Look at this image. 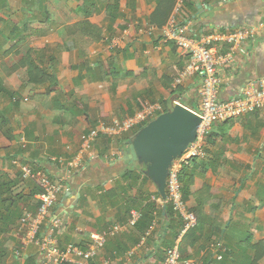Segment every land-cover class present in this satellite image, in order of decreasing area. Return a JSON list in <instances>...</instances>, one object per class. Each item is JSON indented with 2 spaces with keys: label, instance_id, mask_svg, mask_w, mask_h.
Segmentation results:
<instances>
[{
  "label": "crops",
  "instance_id": "1",
  "mask_svg": "<svg viewBox=\"0 0 264 264\" xmlns=\"http://www.w3.org/2000/svg\"><path fill=\"white\" fill-rule=\"evenodd\" d=\"M31 1L21 0V5ZM48 1L55 7L52 13L64 9L65 26L86 20L99 29L43 38L45 45L51 42L39 52L40 67L48 73L45 82L30 83L26 69L20 78L21 68L14 66L9 79L0 71L8 88L0 94V185L8 183L1 186L6 188L2 197L15 201L12 206L0 201V264H42L40 246L24 244L26 229L20 224L26 210H37L41 192L39 182L24 175L23 166L62 180L53 209L61 220L55 234L60 250L69 244L87 250L96 234L119 226L83 264H163L166 249L176 243L183 257L197 264H264V254L255 256V246L264 242V111L211 127L205 157L192 160L183 172L189 210L198 224L182 236L178 214L164 203L144 168L129 158L135 128L120 137L99 134L83 147L92 130L133 117L147 103H159L158 114L176 102L199 107L202 75L195 73L173 87L189 55L164 41L161 33L177 0ZM175 17L189 23L196 36L259 27L258 37L243 43L246 53L237 52L236 62L220 69L222 100L241 95L264 76V0H186ZM44 18L37 20L40 29L45 24L50 29ZM23 22L16 30L34 25L30 18ZM14 29L0 23V39L15 43L27 36V31L17 30L11 38ZM60 29L54 26L53 32ZM65 38L72 40L69 45L59 41ZM228 50L225 44L218 47L219 52ZM79 155L80 169L66 174L69 162ZM132 210L141 213L135 226L129 225Z\"/></svg>",
  "mask_w": 264,
  "mask_h": 264
},
{
  "label": "built area",
  "instance_id": "2",
  "mask_svg": "<svg viewBox=\"0 0 264 264\" xmlns=\"http://www.w3.org/2000/svg\"><path fill=\"white\" fill-rule=\"evenodd\" d=\"M185 1H177L174 14L161 29L164 41L174 42L189 55V62L182 73L175 78L173 87L176 88L182 84L185 78L195 73L202 75L203 78L200 105L198 108H194L201 116L197 137L185 152L173 161L166 182L167 197L164 203L169 205L183 221L181 236L198 224L197 216L189 210L188 202L183 195L181 180L183 168L188 166L192 160L205 157L206 137L214 123L238 118L247 113L264 111V76L256 82L250 83L241 95L228 100L220 98L222 82L219 76L220 69L235 63L237 52L246 53L242 45L244 42L258 37L259 27L246 25L196 36L189 24L180 23L175 17L176 12L181 10ZM221 44L227 45L229 50L219 52L218 47ZM161 110L162 107L159 103H147L145 109L133 117L102 124L84 137L83 147H89L99 134L120 137L144 122H149ZM81 161L79 155L69 162L66 174L70 175L74 170L80 169ZM23 171L25 176L34 177L41 188L37 210H26L20 224L26 229L24 244L35 243L40 246L42 264H83L98 254L109 235L115 234L120 229L119 226H115L109 232L96 234L94 243L87 250H82L75 244H69L65 250H60L55 234L60 228L61 220L53 214V209L63 189L62 180L51 178L43 170L34 172L29 166H23ZM140 217L139 211L132 210L129 225L135 226ZM43 231L44 233H42ZM163 264L197 263L184 258L176 243L166 250Z\"/></svg>",
  "mask_w": 264,
  "mask_h": 264
},
{
  "label": "water",
  "instance_id": "3",
  "mask_svg": "<svg viewBox=\"0 0 264 264\" xmlns=\"http://www.w3.org/2000/svg\"><path fill=\"white\" fill-rule=\"evenodd\" d=\"M201 116L189 106L176 103L140 128L129 141V158L144 168L166 199V182L173 161L195 141Z\"/></svg>",
  "mask_w": 264,
  "mask_h": 264
},
{
  "label": "rangeland",
  "instance_id": "4",
  "mask_svg": "<svg viewBox=\"0 0 264 264\" xmlns=\"http://www.w3.org/2000/svg\"><path fill=\"white\" fill-rule=\"evenodd\" d=\"M47 1L48 0L41 2L40 0H33L31 2H27L26 5L23 6L21 5V0H0V23H5V25L8 26L10 29H14L16 26L18 25L21 26L22 24H24L23 20L30 18L31 20H33V24H34L32 26L33 30L30 28V30L27 31L26 33L27 38H25V42L18 44L16 47L18 50L21 51H19V53L14 52L13 54L9 56H5L2 58V60H0V71L3 73V75L6 74L4 76L7 79H9L11 76V75L9 76L8 73H11V69L13 68L12 66H14V64H16L21 58L25 57L27 54L26 51L28 52L30 48L36 50L34 52V56L37 61L36 64L40 65L41 63H43V60L41 59L42 56L39 55V52L46 51L51 46L50 44L51 42H48L45 45L43 42L46 40L43 38L46 39L48 38V40H52L55 38V35H58L57 32L62 34L68 30L71 31L77 29L75 25L65 26L66 24L62 23L66 19V15L63 12L64 9H60L59 12L52 13V9L55 10V7L54 6L52 7L51 2L50 1L47 2ZM20 14L22 15L20 16ZM21 17L23 19H21ZM44 17H47V21L52 26L50 29L48 28L47 24L44 25L46 26L44 29H40L41 27L37 23V20H44L45 19ZM12 20H17L18 21L17 24H15L14 22L10 23V21ZM53 25L54 26L61 25V29L53 32L54 29ZM240 27L241 26L236 28H240ZM1 41L4 40L0 39V42ZM59 41L62 42L64 41L65 45H69V41L72 40L65 38ZM42 47H44V49H40ZM3 49L4 48L0 49V55ZM24 70L25 69L18 70L17 73L20 74V78H23V76H25V74L24 75L22 74ZM26 77L28 76L26 75Z\"/></svg>",
  "mask_w": 264,
  "mask_h": 264
},
{
  "label": "trees",
  "instance_id": "5",
  "mask_svg": "<svg viewBox=\"0 0 264 264\" xmlns=\"http://www.w3.org/2000/svg\"><path fill=\"white\" fill-rule=\"evenodd\" d=\"M41 2L44 1V0H40ZM47 16V15H46ZM47 18V17H46ZM33 25H31L30 23H27L24 25V27L22 29H19L17 28V30H25V31H28L30 28H32ZM76 28H77V31L79 34H83L85 32H88L89 33H97L98 31V27L96 25H93L92 23H90L89 21H81L79 23H77L76 25ZM17 30L16 28L14 30H12V34H11V38H14V36H17ZM27 37V36H25ZM25 37H23L22 39H16V42L14 43L13 40H5L4 41H1L0 42V49L1 48H4L1 55H0V60H2L3 57L5 56H9L11 54L14 53V51L16 50L15 53H18L17 51V45H18V42H25ZM77 41V40H76ZM79 42V43H78ZM77 42V45L79 47H83L84 44L80 41ZM34 52L35 50L34 49H29L26 56L21 58L16 64H14V68L16 69H26L27 70V73H28V80L30 83H39V82H45L47 81L49 78H48V73L47 71H45L44 69H42L40 67V65H37V61L35 59V56H34ZM82 53H84V51L81 50ZM2 63V62H1ZM13 69V68H12ZM8 88L3 84V82L1 81V78H0V94L3 93V92H7ZM229 120V119H228ZM226 121V120H225ZM147 122H144V124L142 125H139L138 127H136L135 129V132H137L140 128H142L144 125H146ZM187 166H185L182 170V173H181V180H182V185H183V172L185 170ZM2 185L6 186L8 185V183H2L0 185V189L2 188L3 190H0V201H1V204H4V203H7L8 201L10 202L9 206L11 205H14L15 204V201L10 199V198H3V191H6V188H3L1 187ZM186 188L185 186L183 185V195L185 197V199L187 200L186 198ZM17 197H15V200H16ZM169 206V205H167ZM170 207V206H169ZM171 208V207H170ZM19 215V218H21V215L22 213H18ZM23 216V215H22ZM255 256L257 258H259L260 256H262L264 254V242H261L259 244H257L255 246Z\"/></svg>",
  "mask_w": 264,
  "mask_h": 264
},
{
  "label": "clouds",
  "instance_id": "6",
  "mask_svg": "<svg viewBox=\"0 0 264 264\" xmlns=\"http://www.w3.org/2000/svg\"><path fill=\"white\" fill-rule=\"evenodd\" d=\"M177 1H178V0H177ZM185 2H186V1H185ZM185 2H184V4H185ZM176 4H177V2H176ZM176 4H175V7H176ZM184 4H183V6H184ZM183 6H182V8H183ZM182 8H181V10H182ZM174 10H175V8H174ZM181 10H180V11H181ZM180 11H179V12H180ZM174 12H175V11H174ZM179 12H176V13L178 14ZM166 24H167V23H166ZM186 24H189V23H186ZM162 28H163V27H162ZM162 28H161V29H162ZM235 28H236V27H235ZM176 103H177V102H176ZM190 108H192V107H190ZM192 109H194V108H192ZM158 115H159V114H158ZM158 115H157V116H158ZM157 116H156V117H157ZM156 117H155V118H156ZM153 119H154V118H153ZM150 121H151V120H150ZM147 123H148V122H147ZM180 219H181V218H180ZM181 221H182V220H181ZM182 222H183V221H182ZM182 228H183V226H182ZM181 231H182V230H181ZM181 231H180V234H179L180 236H181ZM188 231H189V230H188ZM183 235H184V234H183ZM177 244H178V243H177ZM174 245H175V244H174ZM174 245H173V246H174ZM178 246H179V244H178ZM170 247H172V246H170ZM168 248H169V247H168ZM179 249H180V247H179ZM180 251H181V250H180ZM182 256H183V255H182ZM93 258H94V257H93ZM91 259H92V258H91ZM186 259H188V258H186ZM190 260H192V259H190ZM88 261H89V260H88ZM193 261H194V260H193ZM86 262H87V261H86Z\"/></svg>",
  "mask_w": 264,
  "mask_h": 264
}]
</instances>
